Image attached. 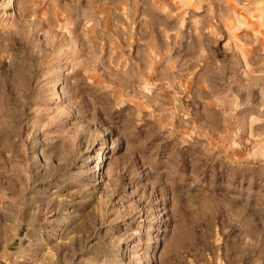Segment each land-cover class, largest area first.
<instances>
[{
    "label": "rangeland",
    "instance_id": "rangeland-1",
    "mask_svg": "<svg viewBox=\"0 0 264 264\" xmlns=\"http://www.w3.org/2000/svg\"><path fill=\"white\" fill-rule=\"evenodd\" d=\"M0 264H264V0H0Z\"/></svg>",
    "mask_w": 264,
    "mask_h": 264
}]
</instances>
